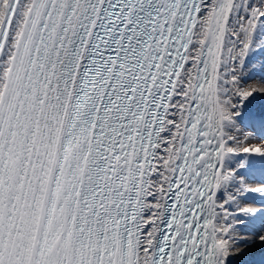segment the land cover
Masks as SVG:
<instances>
[{"label":"snow or ice","instance_id":"1","mask_svg":"<svg viewBox=\"0 0 264 264\" xmlns=\"http://www.w3.org/2000/svg\"><path fill=\"white\" fill-rule=\"evenodd\" d=\"M0 264H264V0H0Z\"/></svg>","mask_w":264,"mask_h":264},{"label":"rangeland","instance_id":"2","mask_svg":"<svg viewBox=\"0 0 264 264\" xmlns=\"http://www.w3.org/2000/svg\"><path fill=\"white\" fill-rule=\"evenodd\" d=\"M258 66V65H257Z\"/></svg>","mask_w":264,"mask_h":264}]
</instances>
